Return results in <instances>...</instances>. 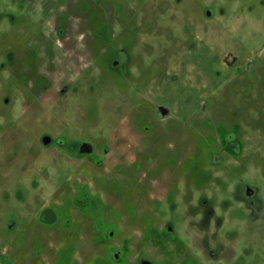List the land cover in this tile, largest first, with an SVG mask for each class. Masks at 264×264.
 <instances>
[{"label":"rangeland","instance_id":"rangeland-1","mask_svg":"<svg viewBox=\"0 0 264 264\" xmlns=\"http://www.w3.org/2000/svg\"><path fill=\"white\" fill-rule=\"evenodd\" d=\"M0 264H264V0H0Z\"/></svg>","mask_w":264,"mask_h":264},{"label":"flooded vegetation","instance_id":"flooded-vegetation-1","mask_svg":"<svg viewBox=\"0 0 264 264\" xmlns=\"http://www.w3.org/2000/svg\"><path fill=\"white\" fill-rule=\"evenodd\" d=\"M163 114V111H161ZM243 139L244 136L241 135L240 139L238 140L235 134H229V141L227 143V147H225L223 149V151L221 152L222 155H227V154H231V155H237L241 152V146L243 143ZM80 154H94V153H99L97 150L95 151L93 146L89 143H81L80 144ZM109 152V149L107 147H104V152L103 154H107ZM99 162H101V160H99ZM188 170L185 171L183 173V176L186 178V176L188 175ZM249 197V205L256 206V199L254 198L255 190L251 189V188H247V191ZM43 212L41 213V219L47 223H52L55 222L54 220L57 218L55 212L50 208V207H46L42 210Z\"/></svg>","mask_w":264,"mask_h":264},{"label":"water","instance_id":"water-1","mask_svg":"<svg viewBox=\"0 0 264 264\" xmlns=\"http://www.w3.org/2000/svg\"><path fill=\"white\" fill-rule=\"evenodd\" d=\"M161 111H163V113H166L167 112V110L164 109V108H161ZM45 141L47 142L48 141V138L47 139L45 138Z\"/></svg>","mask_w":264,"mask_h":264}]
</instances>
